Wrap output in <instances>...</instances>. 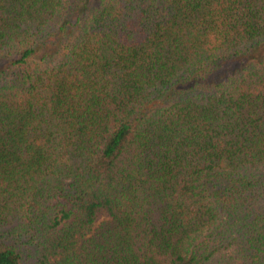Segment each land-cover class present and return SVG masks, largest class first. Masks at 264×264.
Here are the masks:
<instances>
[{
  "label": "trees",
  "instance_id": "1",
  "mask_svg": "<svg viewBox=\"0 0 264 264\" xmlns=\"http://www.w3.org/2000/svg\"><path fill=\"white\" fill-rule=\"evenodd\" d=\"M0 264H264V0H0Z\"/></svg>",
  "mask_w": 264,
  "mask_h": 264
},
{
  "label": "rangeland",
  "instance_id": "2",
  "mask_svg": "<svg viewBox=\"0 0 264 264\" xmlns=\"http://www.w3.org/2000/svg\"><path fill=\"white\" fill-rule=\"evenodd\" d=\"M109 220V217L104 214V213H101L99 216H98V219L94 225V228H96L99 224H101L102 222H105V221H108Z\"/></svg>",
  "mask_w": 264,
  "mask_h": 264
}]
</instances>
